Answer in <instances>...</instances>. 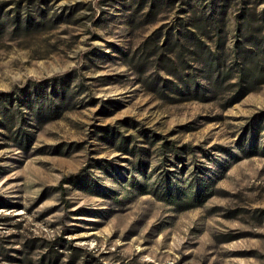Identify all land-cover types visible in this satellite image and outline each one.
Here are the masks:
<instances>
[{"label":"rangeland","instance_id":"rangeland-1","mask_svg":"<svg viewBox=\"0 0 264 264\" xmlns=\"http://www.w3.org/2000/svg\"><path fill=\"white\" fill-rule=\"evenodd\" d=\"M0 264H264V0H0Z\"/></svg>","mask_w":264,"mask_h":264}]
</instances>
